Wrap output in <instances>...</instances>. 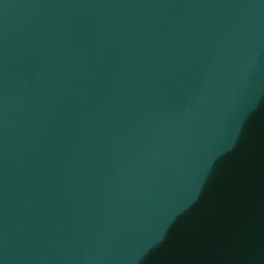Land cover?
<instances>
[{
  "label": "water",
  "instance_id": "obj_1",
  "mask_svg": "<svg viewBox=\"0 0 264 264\" xmlns=\"http://www.w3.org/2000/svg\"><path fill=\"white\" fill-rule=\"evenodd\" d=\"M0 264H264V0H0Z\"/></svg>",
  "mask_w": 264,
  "mask_h": 264
}]
</instances>
